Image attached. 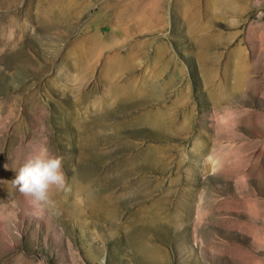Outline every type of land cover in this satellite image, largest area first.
Returning a JSON list of instances; mask_svg holds the SVG:
<instances>
[{
	"label": "rangeland",
	"instance_id": "1",
	"mask_svg": "<svg viewBox=\"0 0 264 264\" xmlns=\"http://www.w3.org/2000/svg\"><path fill=\"white\" fill-rule=\"evenodd\" d=\"M0 264H264V0H0Z\"/></svg>",
	"mask_w": 264,
	"mask_h": 264
},
{
	"label": "clouds",
	"instance_id": "2",
	"mask_svg": "<svg viewBox=\"0 0 264 264\" xmlns=\"http://www.w3.org/2000/svg\"><path fill=\"white\" fill-rule=\"evenodd\" d=\"M13 186L29 199L37 213L55 208L54 192H70V185L62 167V159L42 143L15 171Z\"/></svg>",
	"mask_w": 264,
	"mask_h": 264
}]
</instances>
